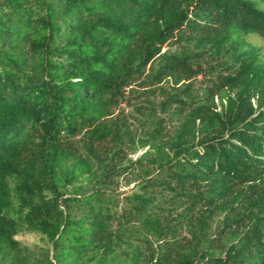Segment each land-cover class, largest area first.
I'll return each instance as SVG.
<instances>
[{"label": "trees", "instance_id": "1", "mask_svg": "<svg viewBox=\"0 0 264 264\" xmlns=\"http://www.w3.org/2000/svg\"><path fill=\"white\" fill-rule=\"evenodd\" d=\"M259 2L0 0V264H264Z\"/></svg>", "mask_w": 264, "mask_h": 264}, {"label": "rangeland", "instance_id": "2", "mask_svg": "<svg viewBox=\"0 0 264 264\" xmlns=\"http://www.w3.org/2000/svg\"><path fill=\"white\" fill-rule=\"evenodd\" d=\"M259 3L264 8V0H260ZM247 38L253 44H256V45H259V46L262 47V49H263V58H264V39L259 37V36H257V35H250ZM166 49H168V47H164L163 51L166 50ZM170 49L173 50V51H178L179 50L178 47H171ZM200 78H201V76H200ZM234 92H236V90H234ZM216 101L217 102L220 101V98L218 96L216 97ZM123 107L125 108L126 112L129 111V110H132L131 107H129V106L123 105ZM119 110H120V108H118L117 112ZM141 152H142V150H140L138 154L137 153H132V156H137ZM125 189H127V187H122V190H125ZM217 224H218V221L215 220L213 222V225L216 227ZM16 238L21 241L23 246H32L33 243H35V242H37V243L39 242L40 243V240L35 235V233H31V232H29V233L28 232H26V233L25 232H21L19 235L16 236Z\"/></svg>", "mask_w": 264, "mask_h": 264}]
</instances>
